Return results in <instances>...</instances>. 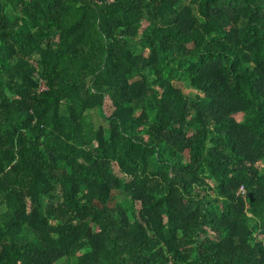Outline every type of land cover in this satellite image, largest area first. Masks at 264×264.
<instances>
[{"label":"trees","instance_id":"obj_1","mask_svg":"<svg viewBox=\"0 0 264 264\" xmlns=\"http://www.w3.org/2000/svg\"><path fill=\"white\" fill-rule=\"evenodd\" d=\"M0 264H264V0H0Z\"/></svg>","mask_w":264,"mask_h":264},{"label":"rangeland","instance_id":"obj_2","mask_svg":"<svg viewBox=\"0 0 264 264\" xmlns=\"http://www.w3.org/2000/svg\"><path fill=\"white\" fill-rule=\"evenodd\" d=\"M184 88V90L186 91V92H188V93H195V91H193L192 89H190V88H187V87H183Z\"/></svg>","mask_w":264,"mask_h":264}]
</instances>
